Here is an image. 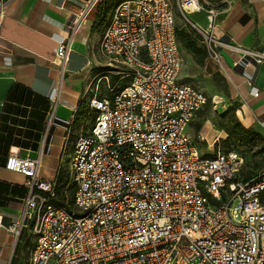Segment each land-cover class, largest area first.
Segmentation results:
<instances>
[{
  "label": "built area",
  "instance_id": "built-area-1",
  "mask_svg": "<svg viewBox=\"0 0 264 264\" xmlns=\"http://www.w3.org/2000/svg\"><path fill=\"white\" fill-rule=\"evenodd\" d=\"M99 1L84 3L58 43L53 62L61 76L75 33ZM176 4L217 66L223 51L238 54L234 65L264 62V51L216 35L212 9L205 26L191 20L184 9H200L199 0ZM99 48L117 82L130 81L117 87L100 77L95 84L89 132L77 137L66 159L70 197L63 191L57 199L56 178L39 175L42 150L13 151L4 169L25 178L26 193L15 221L4 225L0 214V230L33 236L28 264H264V173L238 180L241 154L222 152L218 137L208 146L214 153L201 154L189 134L207 96L179 78L183 59L169 0L117 3ZM101 79L108 95L96 92ZM247 85L257 96L250 78Z\"/></svg>",
  "mask_w": 264,
  "mask_h": 264
},
{
  "label": "crops",
  "instance_id": "crops-1",
  "mask_svg": "<svg viewBox=\"0 0 264 264\" xmlns=\"http://www.w3.org/2000/svg\"><path fill=\"white\" fill-rule=\"evenodd\" d=\"M86 1L8 0L0 14V214L4 225L19 216L21 199L26 193L25 178L4 169L5 158L13 151L21 156H35L42 150L39 175L44 179L56 178L58 196L62 197L63 191L68 196V189L71 194L70 186L65 187L66 159L77 137L86 134L91 89L100 77L108 79V75H114L99 48L101 35L93 27L92 10L101 1L75 33L62 76L53 62L58 43L67 34L68 24ZM230 3L224 16V29H215L216 35L245 48L264 51L263 0H231ZM204 52L207 63L211 60L206 49ZM222 57L224 64L222 61V67H218L229 81L226 93L231 103H236V118L245 128L262 132L264 62L244 60L234 65L240 60L238 54L223 51ZM105 67L107 70L104 71ZM248 78L257 90V96L250 92ZM101 80L106 85L105 79ZM116 83L117 76L112 85ZM209 131L201 128L196 133L204 137L208 146L216 137ZM189 134L194 137L190 131ZM23 232L27 243L17 253ZM34 244L33 236L25 229L17 238L1 229L0 264H28Z\"/></svg>",
  "mask_w": 264,
  "mask_h": 264
},
{
  "label": "rangeland",
  "instance_id": "rangeland-1",
  "mask_svg": "<svg viewBox=\"0 0 264 264\" xmlns=\"http://www.w3.org/2000/svg\"><path fill=\"white\" fill-rule=\"evenodd\" d=\"M230 1L231 0H199L201 5L200 9L193 4H190L184 9V11L193 21L205 26L207 22L205 18L206 10L212 9L215 14L216 30H222L224 29V25L226 23L224 18L226 10L231 6ZM111 3L112 0H102L92 10L94 12L93 27L97 34L99 33V36L101 35V32L110 16ZM169 3L172 12L175 15V26L177 31L188 33L191 36L190 41L195 42L193 46L194 49L191 51L179 42V51L183 59V65L179 72V78L181 81L197 87L207 96L206 105H204L203 108L197 112L189 126V131L192 135H194L193 138L199 147L200 153L205 155H212L214 153L213 146L209 148L205 140H197L196 133L201 128L203 130L209 129L211 135L214 134L216 137L219 136V146L222 152L235 150L241 154L243 163L236 175L238 180H244L246 178H251L264 173V143L262 141L256 140L253 143H240L237 139L225 141L226 133L224 132L223 127L227 124H230V126L233 125V123H229V121L231 119V114L234 112V108L236 107V103L232 104L229 94L226 93L229 81L227 80L226 75L214 62H205L198 34L182 17L176 4V0H169ZM224 57H222L223 64ZM103 70L105 71L107 68L105 67ZM104 73L106 72H103V74ZM103 74L101 75L103 76ZM107 77L110 82V86H112L116 76L108 75ZM129 81L130 78H126L123 81L117 82L115 85L118 87L128 83ZM94 90L95 85L92 87L91 93H93ZM96 92L100 95H108L109 92L106 89V85L103 80L99 81ZM89 111L90 114H88V124L84 129L85 133L89 132L87 129L91 126L93 121V111ZM68 197H70V189H68ZM57 199L61 200V197L58 196ZM262 202L264 203V195L262 196ZM25 236V232L20 235L17 253L20 252L19 250L22 251L23 244L27 243Z\"/></svg>",
  "mask_w": 264,
  "mask_h": 264
},
{
  "label": "trees",
  "instance_id": "trees-1",
  "mask_svg": "<svg viewBox=\"0 0 264 264\" xmlns=\"http://www.w3.org/2000/svg\"><path fill=\"white\" fill-rule=\"evenodd\" d=\"M100 1H102V0H100ZM120 1H122V0H112V3L110 4V8H112L113 6L115 7L116 4L119 3ZM176 36H177L178 43L181 42L184 45V47L189 49L190 51L194 49L193 46H194L195 42L190 41L191 36L188 33L182 32V31H177V29H176ZM198 37H199V35H198ZM199 40L201 41L200 37H199ZM201 46L203 49V53H205L204 52L205 48H204L202 43H201ZM229 123H233V125L230 126V124H227L223 127V130L226 133L225 141H229L231 139H235V140L237 139L240 143H242V142L253 143L256 140H259V141H262L264 143L263 132L256 131L252 128H245L244 126H242V124L236 118L234 112L231 114V119H230ZM248 179L249 178H246L244 180H248ZM263 195H264V192L262 193V196ZM262 196H261V199H262Z\"/></svg>",
  "mask_w": 264,
  "mask_h": 264
}]
</instances>
